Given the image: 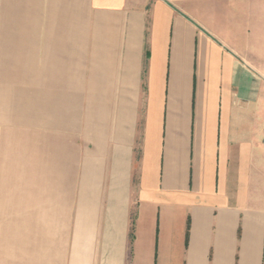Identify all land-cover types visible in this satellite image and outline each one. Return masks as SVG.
I'll return each mask as SVG.
<instances>
[{"label":"crops","instance_id":"obj_1","mask_svg":"<svg viewBox=\"0 0 264 264\" xmlns=\"http://www.w3.org/2000/svg\"><path fill=\"white\" fill-rule=\"evenodd\" d=\"M0 264H264V0H0Z\"/></svg>","mask_w":264,"mask_h":264}]
</instances>
